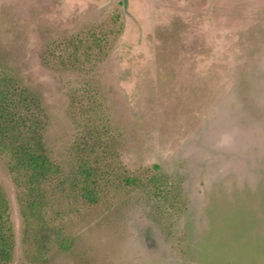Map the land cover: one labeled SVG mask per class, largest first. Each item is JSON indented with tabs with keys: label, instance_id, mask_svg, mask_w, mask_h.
I'll list each match as a JSON object with an SVG mask.
<instances>
[{
	"label": "rangeland",
	"instance_id": "rangeland-1",
	"mask_svg": "<svg viewBox=\"0 0 264 264\" xmlns=\"http://www.w3.org/2000/svg\"><path fill=\"white\" fill-rule=\"evenodd\" d=\"M11 78L57 172L0 136L3 264H264V0H0Z\"/></svg>",
	"mask_w": 264,
	"mask_h": 264
},
{
	"label": "trees",
	"instance_id": "trees-1",
	"mask_svg": "<svg viewBox=\"0 0 264 264\" xmlns=\"http://www.w3.org/2000/svg\"><path fill=\"white\" fill-rule=\"evenodd\" d=\"M10 84L0 86V136L7 139L13 148L14 157L18 166L22 165L30 169L31 179H45L50 174H56L57 169L51 159L44 137L47 126L46 110L42 106V98L36 96V92L28 87L21 86L11 78ZM18 81V80H17ZM36 110L38 113H36ZM23 128V129H21ZM14 144V145H13ZM5 145V144H4ZM100 147L99 144H89L88 156H92L90 148ZM96 159V158H95ZM97 163H98V159ZM91 160L84 159L81 163V174L86 180L82 185L80 194L88 200H96L99 193V180L102 175L100 167L91 170ZM78 181H80L78 179ZM57 189H65L64 180L60 181ZM62 193V192H61ZM74 196V195H73ZM77 198H80L75 193ZM4 200L0 196V264L6 262L11 252V241L4 230L7 221L3 220Z\"/></svg>",
	"mask_w": 264,
	"mask_h": 264
}]
</instances>
